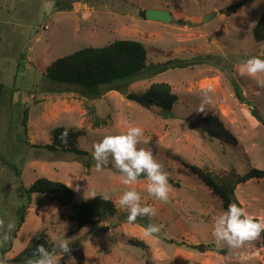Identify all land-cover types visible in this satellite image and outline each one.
I'll use <instances>...</instances> for the list:
<instances>
[{"label": "rangeland", "instance_id": "obj_1", "mask_svg": "<svg viewBox=\"0 0 264 264\" xmlns=\"http://www.w3.org/2000/svg\"><path fill=\"white\" fill-rule=\"evenodd\" d=\"M73 1L80 6L77 13L67 0H0V153L20 172L0 159V264H28L11 260L42 229L51 242L49 250L57 237L71 239L70 252H58L69 264H264L262 235L238 249L217 247L211 235L214 219L226 209L190 167L220 172L235 167L240 173L264 169V124L252 112L257 108L264 117V87L257 83L264 73L250 77L239 72L250 56L264 52V41L253 35L264 0ZM150 8L169 11L173 18L146 19L141 11ZM116 39L141 41L149 65L174 60L175 68L159 74L149 69L105 85L100 97L84 96L78 86L46 78L56 59ZM154 83H168L177 94L172 115L156 104L128 98L131 93L145 97ZM209 85L213 104L207 115L220 116L236 142L212 138L204 130L207 115L196 110ZM25 108L27 134L22 124ZM95 115L102 119L97 125ZM129 124L144 129L141 147L152 149L169 176L167 202L148 195L147 177L131 186L157 209L156 216L129 223L128 213L117 208L114 216L79 229L68 218L70 206L47 197L30 207L10 246L7 225H14L10 232L18 229L17 209L26 203L18 197L21 184L30 186L48 177L66 183L77 202L105 192L112 201L119 198L128 186L111 164L98 171L92 151L105 135L126 131ZM58 127L84 131L77 145L90 153V168L76 153L44 147ZM236 195L248 213L264 218V179L239 184ZM150 222L162 227L145 236Z\"/></svg>", "mask_w": 264, "mask_h": 264}, {"label": "trees", "instance_id": "obj_2", "mask_svg": "<svg viewBox=\"0 0 264 264\" xmlns=\"http://www.w3.org/2000/svg\"><path fill=\"white\" fill-rule=\"evenodd\" d=\"M141 14L146 18V10ZM253 35L257 41H264V10L253 27ZM174 60H168L156 65H149L147 62V50L145 45L135 39H116L111 43L99 47H85L68 55L62 56L53 61L46 73V78L54 83L75 85L80 88V93L84 96L100 97L102 87L112 85L117 82L128 81L145 70L159 74L170 68H175ZM150 67V68H149ZM0 83V90L3 89ZM1 94V92H0ZM241 98L242 93L238 94ZM145 97L153 104L163 109L165 115H172L174 103L177 101V94L172 92L168 83H154ZM94 109L91 112L94 113ZM253 115L264 124V117L257 108L252 110ZM29 110L24 109L22 124L24 133L28 132ZM95 124L102 121L101 117L94 116ZM205 132L212 138H221L230 142H236L235 136L227 129L224 121L216 114H209L203 122ZM67 130L66 142L61 139L62 133ZM84 135L83 130H76L66 127H58L53 132L52 142L44 146L51 150H65L82 156V163L91 167L89 152L78 147V139ZM0 159L6 165L20 174L18 167L7 162L0 153ZM214 193L222 200L223 206L231 203L242 205L236 195V189L239 184L252 179H264V169L252 167L245 173H240L235 167L227 171H210L197 165L190 166ZM146 175H141L144 178ZM18 197L25 199L26 203L20 205L17 209L18 226L15 231L7 233L10 246L17 236V231L24 223L26 215L37 201H43L45 198L56 200L64 206H70L68 218L76 223L79 229L93 226L98 220L108 218L117 214L118 209L112 200L104 201L102 195H96L89 200L77 202L74 191L64 182L52 180L48 177H40L30 186L21 184L18 188ZM263 236L264 242V233ZM43 245L49 248L51 242L45 231L42 229L34 233L29 245L17 254L11 261L15 263L34 261L37 257L34 255L38 246ZM2 254L6 250L2 249ZM226 251V250H225ZM77 259H83L80 249L75 251ZM60 264H69L65 258L60 260Z\"/></svg>", "mask_w": 264, "mask_h": 264}, {"label": "clouds", "instance_id": "obj_3", "mask_svg": "<svg viewBox=\"0 0 264 264\" xmlns=\"http://www.w3.org/2000/svg\"><path fill=\"white\" fill-rule=\"evenodd\" d=\"M239 72L240 75L247 74L250 77H257L259 73H264V52L250 56L239 68ZM257 83L260 87H264V80H257ZM212 91L211 85L203 90L201 103L196 111L207 115L206 109L213 104V98L209 95ZM67 135V130L61 135V139L65 142ZM143 135L144 129L141 126L129 124L126 131L105 135L94 144L92 151V158L96 162L98 171L111 164L121 174V183L128 186L113 203L117 208L128 213L129 223L135 222L137 217L151 219L157 214L155 207L144 202L145 198L141 191L131 187L136 184L141 175L147 177L148 195L167 202L170 192L169 176L163 170L162 164L155 158L151 148L141 147ZM102 198L104 201L112 199L108 192L103 193ZM3 226V222L0 221V227ZM161 227L162 225L150 222L144 235L151 236L159 233ZM13 228L12 223L7 225L9 232ZM262 233H264V218L248 213L242 205L231 203L226 210L215 217L211 235L217 247L226 244L229 249H238L246 242L257 239ZM71 242V239L66 238L65 235L53 241L51 250L43 245L38 246L34 253L37 258L35 261L29 260L28 264H60L62 257L58 256V252L62 256L69 253Z\"/></svg>", "mask_w": 264, "mask_h": 264}, {"label": "water", "instance_id": "obj_4", "mask_svg": "<svg viewBox=\"0 0 264 264\" xmlns=\"http://www.w3.org/2000/svg\"><path fill=\"white\" fill-rule=\"evenodd\" d=\"M172 18H173V14L166 10L151 9V8L146 10V19L162 21V22H169ZM128 98L131 100H135L136 102L141 103V104L152 103L149 99L139 96L134 93L129 94ZM245 102L248 103L249 101L246 99Z\"/></svg>", "mask_w": 264, "mask_h": 264}, {"label": "crops", "instance_id": "obj_5", "mask_svg": "<svg viewBox=\"0 0 264 264\" xmlns=\"http://www.w3.org/2000/svg\"><path fill=\"white\" fill-rule=\"evenodd\" d=\"M67 1H68V2H72V5L75 7V11H76V13H77V8L80 7V6H78V4L76 5V2L73 1V0H67ZM81 6H83V7H85V8L88 9V5H83V4H82ZM60 8L68 9L69 6H62V7H60ZM91 10H92V8H90V11H89V12H91ZM87 12H88V10H87ZM81 18H82V16H81Z\"/></svg>", "mask_w": 264, "mask_h": 264}]
</instances>
